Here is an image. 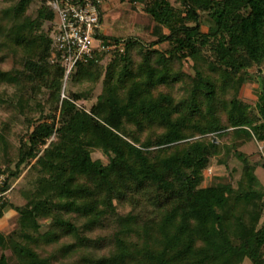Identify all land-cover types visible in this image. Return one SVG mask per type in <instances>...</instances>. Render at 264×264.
I'll return each mask as SVG.
<instances>
[{
    "label": "trees",
    "instance_id": "trees-1",
    "mask_svg": "<svg viewBox=\"0 0 264 264\" xmlns=\"http://www.w3.org/2000/svg\"><path fill=\"white\" fill-rule=\"evenodd\" d=\"M130 1L145 4L156 39L101 34L124 52L96 54L67 78L48 0L0 8V103L26 125L16 145L18 125L0 123V218L19 215L16 231L0 230L15 257L0 264H264V186L239 151L264 143V0ZM253 67L254 106L240 95ZM233 154L244 164L237 186H203L211 158L228 165ZM28 166L18 206L5 193ZM99 228L110 237L94 239Z\"/></svg>",
    "mask_w": 264,
    "mask_h": 264
},
{
    "label": "rangeland",
    "instance_id": "rangeland-1",
    "mask_svg": "<svg viewBox=\"0 0 264 264\" xmlns=\"http://www.w3.org/2000/svg\"><path fill=\"white\" fill-rule=\"evenodd\" d=\"M15 0H0V8L7 6L13 3ZM171 2L175 6H180V0H171ZM37 3L32 6V11L37 8ZM145 4L140 2L133 3L132 1L121 2L120 0H111L109 2H105L102 5V12H103V26L102 30L106 35H112L115 37H122V38H129V37H136L140 38L147 43L153 42L156 38L152 36L151 31L148 29V25L153 23L152 18L148 16L144 10ZM204 30H207V27L204 26ZM161 49H166L168 47L167 43L159 44L157 46ZM187 71L192 72L190 65L187 64L186 66ZM261 69L264 71V64L261 65ZM250 72L254 76L251 81L247 82L246 85L241 89L240 95L242 96L243 100L250 104L255 105L256 101L258 100V92L260 89V79L258 77L259 68L253 67L250 69ZM102 82H100L94 90L93 97L90 100H84V104L86 106H91L97 99V96L102 91ZM10 94V91H8ZM64 96V94H63ZM12 108H9L6 105H2L0 103V123L9 121L12 124H17L18 126L12 132V140L15 141L16 145L18 143V138L20 134H22L23 129L26 128L24 124L23 118H17L12 120L13 114ZM222 142L231 143V138L226 137ZM219 142V141H218ZM264 143L256 142L255 140L245 142L244 145L239 147V151L245 153L251 159L252 163L257 165V175L261 180V183L264 186ZM95 158H102L106 163L108 162V158L104 157L100 152L94 153ZM222 156H214L211 158L210 168H208L204 172V182L203 186H208L213 183L219 182L220 178L221 181L230 180L233 181L234 186H237V182L242 175V170L244 164L240 161L234 154L231 155L228 165L220 163V158ZM14 166V165H13ZM30 167L28 166L24 172L22 173L21 177L17 179L15 182L12 183L11 188L8 192L5 193V197L10 200L12 203L18 206H22L26 203L25 198L22 195V191L31 188V183L33 179V175L30 173ZM7 165H3L2 169H6ZM8 177V172H3L0 174V196H2V186L4 181ZM18 213L12 209H7L6 213L3 218H0V230L5 234H11L18 229ZM46 227L44 228V230ZM110 229H96L90 235L96 238H109L110 237ZM67 240V239H63ZM62 240V241H63ZM61 243V242H60ZM108 243V241H107ZM108 248V247H107ZM107 248L103 250H95L97 252L101 251L105 253ZM46 251H54L59 249V245H50L45 247ZM6 252L10 257L11 261L15 259L12 254V251L7 249H0V256L2 253ZM74 260V259H72ZM244 264H252L250 260L246 259Z\"/></svg>",
    "mask_w": 264,
    "mask_h": 264
},
{
    "label": "built area",
    "instance_id": "built-area-1",
    "mask_svg": "<svg viewBox=\"0 0 264 264\" xmlns=\"http://www.w3.org/2000/svg\"><path fill=\"white\" fill-rule=\"evenodd\" d=\"M56 13L50 23L53 57L66 67V78L78 63L88 62L96 54L124 52L123 43L106 40L101 22V0H48Z\"/></svg>",
    "mask_w": 264,
    "mask_h": 264
}]
</instances>
